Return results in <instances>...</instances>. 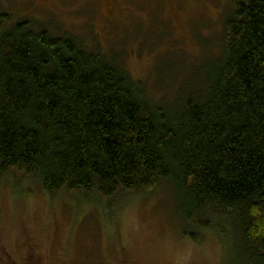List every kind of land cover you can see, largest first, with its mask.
<instances>
[{
	"label": "trees",
	"instance_id": "obj_1",
	"mask_svg": "<svg viewBox=\"0 0 264 264\" xmlns=\"http://www.w3.org/2000/svg\"><path fill=\"white\" fill-rule=\"evenodd\" d=\"M220 50L171 108L107 55L0 15V174L108 200L168 182L184 236L224 224L231 264H264V0L235 2Z\"/></svg>",
	"mask_w": 264,
	"mask_h": 264
},
{
	"label": "rangeland",
	"instance_id": "obj_2",
	"mask_svg": "<svg viewBox=\"0 0 264 264\" xmlns=\"http://www.w3.org/2000/svg\"><path fill=\"white\" fill-rule=\"evenodd\" d=\"M236 1L0 0V15L107 55L173 108L217 66ZM123 197H49L37 180L0 174V264H231L224 224L198 244L184 236L170 183Z\"/></svg>",
	"mask_w": 264,
	"mask_h": 264
}]
</instances>
